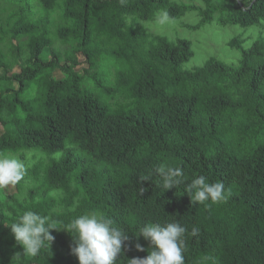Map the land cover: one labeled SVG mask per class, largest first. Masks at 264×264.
Listing matches in <instances>:
<instances>
[{"label":"trees","instance_id":"1","mask_svg":"<svg viewBox=\"0 0 264 264\" xmlns=\"http://www.w3.org/2000/svg\"><path fill=\"white\" fill-rule=\"evenodd\" d=\"M188 11L191 28L216 14L264 23V0H0V156L27 165L0 190V264H79L59 228L92 212L128 234L117 264L149 254V223L186 228L185 264H264V41L231 39L237 66L185 68L191 41L145 24ZM158 167L182 168L183 183L166 190ZM199 176L223 182L227 201L194 205L184 191ZM26 211L57 228L35 257L10 227Z\"/></svg>","mask_w":264,"mask_h":264},{"label":"clouds","instance_id":"2","mask_svg":"<svg viewBox=\"0 0 264 264\" xmlns=\"http://www.w3.org/2000/svg\"><path fill=\"white\" fill-rule=\"evenodd\" d=\"M167 19V13H163L159 22ZM156 172L163 181V187L168 190L177 188L183 183V170L179 167H158ZM27 173V165L19 158L0 156V190H6L17 186L24 180ZM142 181L150 180L149 176L140 178ZM191 198V202L212 204L226 202L230 191L225 188L223 182L208 183L204 176H199L185 186V191ZM49 217L42 216L33 211L24 212L16 222L10 225L12 234L19 245L23 247V254L31 257L37 256L42 248L50 249L54 236L50 229H57L49 224ZM63 229L72 234L74 246L71 253L78 258L79 264H117L118 256L122 253L128 234L120 228L113 226V221L103 215L92 212L82 214ZM200 229L193 227L192 234L198 235ZM186 228L179 223H167L164 225L149 223L140 228L139 235L150 242L151 251L144 257L127 259L128 264H185L184 234ZM138 251H145L140 245H136ZM21 253H16L14 260L19 264Z\"/></svg>","mask_w":264,"mask_h":264},{"label":"rangeland","instance_id":"3","mask_svg":"<svg viewBox=\"0 0 264 264\" xmlns=\"http://www.w3.org/2000/svg\"><path fill=\"white\" fill-rule=\"evenodd\" d=\"M159 18L145 24L149 31L162 33L171 38H186L191 41L194 55L185 63V68L202 66L210 57H216L228 64L237 66L240 53L238 50L229 47L228 42L231 39L236 36L240 37L244 40V47L250 46L256 39H262L264 41V23L260 26L250 27L222 24L219 21V15L216 14L210 23H206L200 28H191L189 25H195L199 20L198 15L194 11L186 12L181 18H167L163 23L159 22ZM57 44L59 45L56 42L55 45L58 46ZM43 56L46 60H49L51 58L50 50L46 49ZM79 60L81 61L80 66H84V59L81 55H79ZM53 76L55 78H61L63 73L60 69L56 68ZM10 156L15 157L14 155Z\"/></svg>","mask_w":264,"mask_h":264}]
</instances>
